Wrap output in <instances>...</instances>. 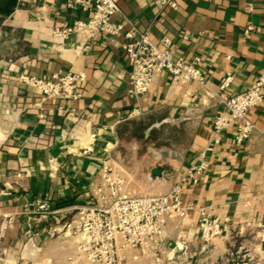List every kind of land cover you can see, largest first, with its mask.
Listing matches in <instances>:
<instances>
[{"label":"crops","instance_id":"obj_1","mask_svg":"<svg viewBox=\"0 0 264 264\" xmlns=\"http://www.w3.org/2000/svg\"><path fill=\"white\" fill-rule=\"evenodd\" d=\"M177 2L117 0L113 20L123 30L87 43L82 33L57 34L90 14L67 0H0V264L75 255L59 229L96 187H109L105 167L123 179L122 194L159 195L195 162L205 163L201 178L195 185L185 178L181 191L192 209L173 215L164 241L173 246L181 236L190 254L177 252L171 264H223L240 244L264 259V100L249 112L257 126L249 139L238 144L231 125L212 143L214 119L228 111L214 92L228 76L225 92L233 95L264 74V0ZM133 27L156 42L169 36L178 55L198 59L208 89L159 71L149 91L131 95L124 44ZM69 71L85 73L74 98H45L22 78ZM42 201L58 212L39 220L25 213ZM201 209L223 225L208 255L199 254ZM125 255L126 264H155L148 251Z\"/></svg>","mask_w":264,"mask_h":264},{"label":"built area","instance_id":"obj_2","mask_svg":"<svg viewBox=\"0 0 264 264\" xmlns=\"http://www.w3.org/2000/svg\"><path fill=\"white\" fill-rule=\"evenodd\" d=\"M70 7H79L90 14L88 18L65 25L57 34L82 33L87 43L100 33L119 34L124 24L113 19L120 13L117 0H67ZM162 6L177 8V0H161ZM129 22V20H128ZM128 41L124 44L129 64V83L131 95L138 97L152 85L156 72L165 71L180 83H196L208 89L204 73L196 62H188L185 57L174 51L173 40L163 36L158 42L151 38L149 32L133 27L126 33ZM28 84L39 89L45 98L66 99L78 96V85L85 79L84 72L69 71L55 75L51 79L31 75L22 77ZM231 76H228L219 91L214 94L217 100L227 108V113L214 119L212 143H219L224 130L236 125L234 139L242 144L249 139L257 128L249 117L250 110L264 100V74L257 81L238 94L228 95ZM209 146L208 148H210ZM207 148V149H208ZM205 152L201 154L204 157ZM204 162H195L179 179L172 191L159 195L128 196L122 194L123 179L112 175L105 167V180L109 187L103 185L93 191L91 201L76 208L74 218L63 224L59 231L66 230L65 235L74 243L73 253L80 256L86 264H122L125 251L140 249L144 255L151 252L156 264H171L182 252L190 254L186 241L179 236L175 244H165L166 226L174 214L181 217L192 207H184L181 201L182 184L185 178L195 185L201 178ZM199 221V254H210L215 248V239L223 232V225L218 218L201 209ZM48 202L42 201L36 207L25 211L37 219L48 218L57 213ZM36 219V218H35ZM237 234H233L236 240ZM264 242V227L260 235ZM235 245V244H234ZM0 251V260H1ZM135 254L133 260H138ZM218 261V259H216ZM79 261V260H78ZM199 260H197V263ZM223 264H264V259L240 244L236 250L228 248L222 256ZM212 264L215 261H211Z\"/></svg>","mask_w":264,"mask_h":264},{"label":"rangeland","instance_id":"obj_3","mask_svg":"<svg viewBox=\"0 0 264 264\" xmlns=\"http://www.w3.org/2000/svg\"><path fill=\"white\" fill-rule=\"evenodd\" d=\"M65 231H66L65 229L60 231V234L61 233H65ZM63 240H65V239L63 238ZM67 240H70V238L69 239L67 238ZM69 242H72V241H69ZM46 258L47 259L42 264H86V262H82L80 260V259H82L80 256H76V255H72V254H64V255H61L60 257H54L52 259L50 257H48V256ZM128 259L129 258L127 256L125 258V260L122 261V264L128 263V261H129ZM140 264H145V263L144 262L143 263L140 262Z\"/></svg>","mask_w":264,"mask_h":264},{"label":"trees","instance_id":"obj_4","mask_svg":"<svg viewBox=\"0 0 264 264\" xmlns=\"http://www.w3.org/2000/svg\"><path fill=\"white\" fill-rule=\"evenodd\" d=\"M2 22V17H0V23ZM133 133L135 135H139L141 131V126L140 125H135L134 128L132 129Z\"/></svg>","mask_w":264,"mask_h":264}]
</instances>
